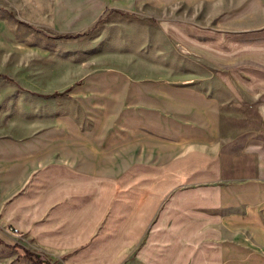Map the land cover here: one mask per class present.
Returning a JSON list of instances; mask_svg holds the SVG:
<instances>
[{"label": "crops", "instance_id": "obj_1", "mask_svg": "<svg viewBox=\"0 0 264 264\" xmlns=\"http://www.w3.org/2000/svg\"><path fill=\"white\" fill-rule=\"evenodd\" d=\"M201 1L31 0L27 5L42 16L36 25L68 35L89 29L110 11L144 14ZM247 13L230 22L264 28V0L259 19ZM12 18L0 5V76L42 98L67 94L89 128L65 117L26 138L1 136L0 214L41 173L71 190L102 191L108 182L113 264H264V139L225 145L218 102L194 86L135 80L114 69L87 72L82 81L41 69L49 50L34 43L38 38L14 36ZM42 40L55 46L54 38ZM56 78L65 81L57 84Z\"/></svg>", "mask_w": 264, "mask_h": 264}, {"label": "rangeland", "instance_id": "obj_2", "mask_svg": "<svg viewBox=\"0 0 264 264\" xmlns=\"http://www.w3.org/2000/svg\"><path fill=\"white\" fill-rule=\"evenodd\" d=\"M29 1L0 0V5L15 20L14 36L38 38L34 43L49 50L41 69L71 73V80L114 69L135 80L194 86L218 102L225 145L264 139V28L230 22L247 12L259 19V0H204L144 14L110 11L69 38L36 25L42 16ZM43 38H54L55 46ZM42 95L0 76V137L44 132L55 118H72L80 129L89 128L87 116L67 94ZM112 213L110 183L102 191L71 190L41 173L1 211L0 264H34L23 250L41 254L50 264H113Z\"/></svg>", "mask_w": 264, "mask_h": 264}, {"label": "trees", "instance_id": "obj_3", "mask_svg": "<svg viewBox=\"0 0 264 264\" xmlns=\"http://www.w3.org/2000/svg\"><path fill=\"white\" fill-rule=\"evenodd\" d=\"M64 38H69V35H65ZM54 96H60L59 94H56ZM24 256L28 258L29 260L33 261L34 264H50L49 261H47L44 256L38 253H32L28 250H23Z\"/></svg>", "mask_w": 264, "mask_h": 264}]
</instances>
